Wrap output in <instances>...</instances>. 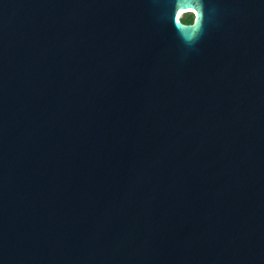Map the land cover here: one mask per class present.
<instances>
[{"label":"water","instance_id":"1","mask_svg":"<svg viewBox=\"0 0 264 264\" xmlns=\"http://www.w3.org/2000/svg\"><path fill=\"white\" fill-rule=\"evenodd\" d=\"M206 4L0 0V264H264V0Z\"/></svg>","mask_w":264,"mask_h":264},{"label":"clouds","instance_id":"2","mask_svg":"<svg viewBox=\"0 0 264 264\" xmlns=\"http://www.w3.org/2000/svg\"><path fill=\"white\" fill-rule=\"evenodd\" d=\"M214 7L208 6L206 0H186V6L181 7L173 14V23L177 24L176 18L184 14V20L179 22L176 29L178 39L185 49L191 50L200 41L206 23L214 14Z\"/></svg>","mask_w":264,"mask_h":264},{"label":"trees","instance_id":"3","mask_svg":"<svg viewBox=\"0 0 264 264\" xmlns=\"http://www.w3.org/2000/svg\"><path fill=\"white\" fill-rule=\"evenodd\" d=\"M184 20V16L181 18V21H183Z\"/></svg>","mask_w":264,"mask_h":264},{"label":"bare ground","instance_id":"4","mask_svg":"<svg viewBox=\"0 0 264 264\" xmlns=\"http://www.w3.org/2000/svg\"><path fill=\"white\" fill-rule=\"evenodd\" d=\"M181 16H183V14H181V15L179 16V18H181Z\"/></svg>","mask_w":264,"mask_h":264},{"label":"rangeland","instance_id":"5","mask_svg":"<svg viewBox=\"0 0 264 264\" xmlns=\"http://www.w3.org/2000/svg\"><path fill=\"white\" fill-rule=\"evenodd\" d=\"M183 16H184V15H183ZM183 16H181V18H182Z\"/></svg>","mask_w":264,"mask_h":264}]
</instances>
